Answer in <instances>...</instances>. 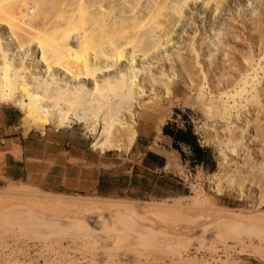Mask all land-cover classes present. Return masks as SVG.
Here are the masks:
<instances>
[{
	"label": "rangeland",
	"instance_id": "1",
	"mask_svg": "<svg viewBox=\"0 0 264 264\" xmlns=\"http://www.w3.org/2000/svg\"><path fill=\"white\" fill-rule=\"evenodd\" d=\"M9 1L12 0H1L0 5L3 3L8 8L12 4ZM36 1L34 0V3H44L46 6L43 5L42 7L41 4V8L38 9V6L36 10L44 14L43 20L32 22L33 27L40 30L45 26L47 27L51 22L50 20L53 22L57 17L60 19L59 17H62V14L63 16L67 14L66 9L70 11V8L77 5L75 4L77 0H56V2L52 0L53 3L50 0ZM88 1L98 3L100 0ZM122 1L110 0L109 6L104 4V8H113L111 15L108 17L110 21L121 19L120 15L122 13L118 12V6L122 5ZM134 1H123V5L126 8L128 7L129 14L126 11V15H130V11L137 8L142 12H138L141 14L139 18H135L136 15L130 17V23L133 21V23L140 24L141 28L143 27L142 29L139 28L141 34L142 31L143 33L147 32L148 36L150 31L149 33L152 32L153 36L156 35L158 39H161L159 41L151 35L149 38L147 37L148 40L144 37L146 36L144 33L143 39H147V42L164 44L153 49L151 45L150 49L148 44V50H150L148 54L151 50L155 51V58L150 59L147 58L148 56L143 57L144 59L140 58L138 65L134 64V70H139L138 74L142 71V77H146L147 74L151 73L156 76L162 74L163 79L165 78L164 81L168 83L169 80L173 81L172 84H175L179 90L174 92L170 98L142 92L140 102L143 110L138 105L134 107V104L130 106L131 108L129 107L132 112L143 111L147 113L148 111L149 114L146 120L137 121L135 124V140L128 149L108 150L103 153H99L91 147L94 137L92 129L94 127L98 129V121L94 119V115H90L93 114L91 111H88L87 114L92 120L87 118V123L71 120L62 126L46 124L43 127L31 129L27 133H22L23 127L20 119L23 116L22 113L14 105L6 104L15 107L18 111L17 126H20L21 129L17 128L18 131L29 137L35 151L42 149L45 156L50 157L51 165L55 164V166L52 167L50 176L45 179L34 174L32 177L28 176L11 183L0 182V264H44V262L45 264H48L47 262L62 264L69 258L68 256L78 255L82 250L85 253L90 251L89 254L93 251L92 254L103 256L104 259L107 258L106 260L109 258L114 260L113 262L109 261L110 263L106 261L107 264H203L204 261L214 262L215 264H264V200L258 208L249 210V204L251 203L249 192L247 191L246 195L241 198L237 195V191L233 189L234 185H238L240 181L237 175L242 166L241 164H243L242 159H232L231 162H234V164L237 161V166H227L231 169L228 168L227 173L228 176H231V179L226 180L228 182L232 180L234 183L230 184L233 185L226 187V190L222 189L219 193L212 190L210 183L212 175L221 171L219 165L222 160L221 153L227 150L225 147L226 136H223V133H220L217 129L213 130L211 128L209 133H205L201 128L204 123H216L217 127L218 125L219 127L228 126L230 125L228 118L236 115L237 109H231L232 112L229 110L230 113L226 109V106L232 104L231 98L228 100L220 99L214 94L215 92L210 91L209 82L205 78V74L208 73L206 65L214 60L209 73L214 76V78H210L213 79L212 84H217L216 75H219L223 68L227 70V67H229L224 65L226 59H228L226 57L228 52V55H234V58L237 57L236 61L239 60L240 62L243 61V58H249V56L251 58L253 54H257L260 50L264 53V41H260L263 43L261 44L247 39L250 34L255 38L258 35H264V0ZM31 2L32 0L29 3L33 4ZM54 2L56 5L59 4L58 8ZM85 2L87 1L85 0ZM64 6L65 8H63ZM133 6H135L134 10ZM46 9L51 11L48 12ZM90 9H94V7ZM133 13L135 12H132V15ZM175 13H179L178 16ZM157 15L161 17L158 18ZM156 17L157 19H155ZM53 18L55 19L53 20ZM145 18L149 21L146 22ZM143 20L144 22H142ZM37 23H39L38 26ZM20 30H17V33L14 29L13 33L18 34L17 36L24 34ZM4 31L6 32L3 27H0V33ZM137 33H139V30ZM261 37L264 40V36ZM126 50L129 51V48ZM7 52L12 53L13 58H15L14 54L17 53L13 49H9ZM26 54L32 64L31 66H35V54L31 53V50H26ZM22 55L25 56L22 52L18 53L16 57ZM254 56L252 58L255 59L256 55ZM180 58L186 59L188 64L191 63L188 71L187 69L181 71L179 63L182 60ZM171 61L174 62V68L169 70ZM227 62L230 63V61ZM244 62L246 61L244 60ZM152 65L154 66L153 69L150 67ZM260 66L264 67V64L261 63ZM128 71L126 60L120 64L118 69L112 71L107 78L114 79L115 76L120 77ZM189 73H192L191 75L196 73V76H193L195 80L192 82L195 87L189 83ZM199 73L203 76H200ZM52 74L54 73L52 72ZM55 74L57 73L55 72ZM46 75L44 79L48 80L51 76L48 78ZM57 75L56 78L58 79L59 73ZM197 76L199 79L195 78ZM64 82L67 81L64 80ZM69 84L72 85L73 83ZM86 84L84 82V85ZM148 103H152L153 107L147 108ZM78 112L83 114L84 111ZM88 115L84 114L85 117H88ZM253 117V115H247L246 120H250L246 123L244 117L241 116V120L234 124L245 129L242 133L245 134L246 142L249 143L250 148H262L264 147L261 140L264 139L263 134L261 135L260 132L262 138L256 134L260 130H258L259 128L256 126ZM116 118H120L121 122L125 121V115ZM168 122L176 123L178 126H183L186 122L191 124L199 144L207 152V158L203 165L190 166L189 153L185 147L182 149L184 152L183 157L172 149L169 138L163 135L161 130L163 125ZM261 122L264 126V120ZM118 123V121H115L114 124L116 125L113 124L110 131H114ZM253 126H256L257 129ZM206 136L210 137L209 141H205ZM215 137H220V139L214 142L212 138ZM147 152L163 156V165L167 164L166 170H159L163 165L154 170L146 169L143 160ZM64 163L72 167L70 168L72 172H69L71 183L67 187L58 183L60 179L58 164ZM239 163L240 167L238 166ZM78 165H82V170H79ZM261 166L258 175L264 177V164ZM235 167L236 172L234 171ZM232 170L234 173H232ZM228 176L226 178H229ZM82 180L83 184L78 183ZM235 182L237 183L235 184ZM254 184H252L251 194H258L259 191L256 188L260 187L262 190L263 183L259 186L258 183ZM239 187H242V185ZM49 193L50 195L81 196L115 203L137 201L161 202L169 205L160 206L157 211L152 209L148 211L150 213L146 212L144 215L143 212L133 215L132 213L114 210H106L104 214H101L98 212L99 208L92 207L87 211H83L84 213L81 211L82 214H80V210L79 212L74 210L70 212L58 207H50L48 210V208H40L37 203L27 202H30V198L33 199L37 195ZM31 194H35V196H31ZM52 208H56L54 212ZM57 208L59 211L56 214ZM151 211L153 212L151 213ZM58 214L62 216L60 217ZM107 224L110 227H118L117 225H119L128 229L126 231L122 230L123 233L118 231L119 233L116 232V234L113 232L114 228L111 229L109 226L111 232L108 229L105 230ZM133 227L139 229L136 230ZM114 230L117 231V229ZM139 230H142V232ZM89 235L90 237H88ZM160 241L165 245L162 251L168 254L173 253L178 259L177 262H146L143 258L142 260L137 258V254L143 252L144 242L152 247L153 244ZM152 251L157 253L155 250ZM152 251L149 254H154ZM51 258H54V261ZM102 258L101 260H104ZM58 260L60 262H57Z\"/></svg>",
	"mask_w": 264,
	"mask_h": 264
},
{
	"label": "bare ground",
	"instance_id": "2",
	"mask_svg": "<svg viewBox=\"0 0 264 264\" xmlns=\"http://www.w3.org/2000/svg\"><path fill=\"white\" fill-rule=\"evenodd\" d=\"M30 1L31 0H12L9 1L12 2V4H10L8 8L3 3V6L0 5V27H3L6 30V32L4 31L3 33H0V103H10L22 113L23 116L20 119L22 122L23 133H27L31 129L43 127V125L46 124H51L53 126H62L64 123L71 120L79 123H84L86 121L88 122L87 118H90L87 112L91 111L93 114L90 115H94V119H97L98 121V129L95 127L92 129L94 137L91 143V147L99 151V153H103L108 150L120 151L122 148L128 149L136 138L135 124L137 123V121H143L149 117L148 111L147 113H144L143 111H138L135 113L129 109V107L134 104V107L138 105L139 108L143 110L141 108L140 102L141 93L149 92V94L153 96L161 95L163 98H170L174 94V92L179 90L177 89L178 87H176L175 84H172L173 81L171 82V80H169V83L164 81L165 78L163 79L162 74L161 76H156L154 73L147 74L146 72L147 76L142 77V71L138 74L139 70H134V64L136 63L138 65V60L140 61L141 59H144L143 57L148 56L147 58L150 59L155 58V51L151 50V52H149L150 54H148V51H150L148 50L149 47L151 49L152 46L153 49L156 46L159 47L160 45L157 40L155 41L158 44H155L153 42H151L153 43L151 44L147 42V39L152 35V32L149 33V31L148 34L150 35L148 36L146 34L147 32H144L146 35L144 36L143 31L142 34L140 33V24L138 25L137 23H133V21L132 23H130V17H134L136 15L135 18H139L141 14H139L138 12L141 11H139V8L137 7L136 8L138 9V11L137 9L134 10L136 6L135 4V6H133L134 11H130L131 16L126 15L125 12H128V7L126 8V6L123 5V0L122 5L118 6V12L122 13L120 15L121 19L117 21L112 19L110 21L108 17L109 15H111L110 13L113 8H104V4H107V6L110 5V0H98V3H90L88 0H86L87 2H85V0H77L76 3L74 2L75 4H77H74V8H70V11L68 9H66L68 11L65 10V12H68L69 15H67V13L65 14L66 16H63L62 14V17H59L60 19H58V17L56 19L53 18V20L55 19V21L52 22V20H50L51 22L48 24V26H45L43 29L40 27L42 29L40 30L38 28H34L32 22H35L36 20H40L41 22L43 20L44 14L36 11L38 6V9L41 8L40 5L42 3L37 4L34 3V0H32L33 4H30ZM50 2H52V0H50ZM55 2L54 4L56 5ZM43 5L44 3L42 4V7ZM58 5L59 4L57 3L56 7ZM44 7L46 6L44 5ZM91 7H94V9H90ZM63 8H65V6ZM47 11L49 12L51 10ZM132 12H135L136 14L133 13L132 15ZM145 14L147 15L148 12ZM178 14L175 13V15L177 16ZM159 16L160 15H157L158 18ZM157 17L155 19H157ZM147 21L149 20L146 19V22ZM142 22H144V20ZM156 24L158 23L156 22ZM38 25L39 23H37V26ZM14 29L16 31L21 29L20 32L23 31L24 34H19V36H17L18 34L15 35L13 33ZM138 30L139 33H137ZM143 36L148 38L145 40L143 39ZM154 36V39H158V36ZM259 36L261 37L264 35H258L255 38L250 34L247 39H249L251 42L253 41L254 43H261L260 41L264 40ZM158 40L160 41L161 39ZM170 40L171 38L169 39V41ZM127 48H129V51L126 50ZM9 49H13L15 50V52H17H14L15 58L12 57V53L7 52V50ZM26 50H31V53L35 54V66H31L32 64L30 63L29 58L26 54ZM22 52L25 54V56L22 55L16 57L18 53ZM228 54L229 52L226 54V57L228 59H226V63L224 61V65H227L229 67H227V70H224L223 68L222 72H220L219 75H216L217 84H212L213 79L210 78H214V76L209 73L210 66H213L214 60L206 65V70L208 71V73L205 74V78H207L209 82L210 91L215 92L214 94H216V96H218L220 99L228 100L231 98L232 104H229V106L225 105L226 109L228 110V113H230L229 110L231 111V109H237V112L234 116L229 115L231 116L228 118L230 121V125L236 123L238 120H241V116H243L246 123H248L250 119L246 120V116L253 115V120L256 126L259 128L258 130H260L258 132L259 134H256L260 135L261 132V135L263 134L262 137L264 138V126L261 122L264 120V67L260 66L261 63L264 64V53H262V51L260 50L257 54H253V56L256 55L255 59L252 58L253 56L251 58L249 56V58H243V61L241 62L239 60L236 61L237 57L234 58V55L232 56L231 53V55ZM126 60L127 66L129 68L128 73L125 72L120 77L115 76L114 79L107 78V76L112 71L118 69V67H120V64L122 62H125ZM181 60L182 62L179 63V65L181 66V71L183 72V70L186 69L188 71V68L190 66L189 64L191 63L188 64V61L183 58ZM244 60L246 62H244ZM227 61H230V63H228ZM170 63L169 65L171 66L169 67V70L170 68H174V62L171 61ZM150 67L152 69L154 68L153 65ZM259 69L260 71H258ZM52 72L54 74H52ZM55 72L57 74L59 73V80L56 78L57 74H55ZM160 73L161 71L159 72V74ZM191 74L192 73H189V77H187L189 78V83H191V86L195 87L192 82H194L193 80H195L193 76H196V73L193 75ZM199 74L197 75L199 76ZM45 75L48 76V78L49 76L51 77L48 80H45ZM201 75L202 74H200V76ZM198 76L195 78H198ZM61 80L63 81L61 82ZM64 80L67 82H64ZM71 82L73 83L72 85L69 84ZM84 82L89 84V86H87V84L84 85ZM197 85L196 87H198ZM241 102L244 103L242 104ZM146 107L151 108L153 107V104L148 103ZM81 110L84 111L83 114L78 112ZM84 114L88 115V117H85ZM122 115H125V121L123 122L120 121V118H116L117 116ZM115 121H118L119 123L117 124V127L114 128V131H110V128ZM230 125H225V127H219L218 125L217 127L216 123H204L201 126L202 130H204L205 133H209L212 128L213 130L217 129L220 133H223V136H226L225 147L227 148V150L221 153L222 160L219 163L221 171L212 175L210 183L212 185V190L216 191L217 193H219L222 189L226 190V187L228 186L231 187L233 184L231 185L230 183L234 182H232V180L230 182L227 181L231 179V176H228L229 174H227L228 168L230 169V167L227 168V166H237V161L234 164V162H231L232 159H242L241 162L243 164H241L242 166L240 165L241 162L238 164V166L240 165L241 168L240 170H238V175L236 174L240 179V183L238 182L237 185V182H235L238 187L240 185H242V187L236 188V185H234L235 187L233 189L237 191V195L241 198L244 197L246 195V192L248 191L251 201V203L249 204V210H254L258 208V206L264 200V177L258 175L259 169L262 167L261 165L264 164V147L250 148L249 143L246 142L247 140L245 139V134L242 133V131H244L245 129L239 127L237 124L231 125L232 128ZM261 135L259 137H261ZM219 139L220 137H215L212 138V141L217 142ZM209 140L210 137L206 136L205 141ZM261 140L264 142V139ZM263 142L262 144L264 145ZM235 169L234 171L236 172L237 169ZM234 171L232 173H234ZM240 172H242L243 174H241ZM226 176H228L229 178H226ZM224 180L226 183L224 182ZM254 183H258V186L259 184L263 183V191L260 187H258L256 189L257 191H259V193L257 192L258 194H251L252 184ZM243 185H245V187H243ZM259 188L260 190H258ZM32 195L35 196V194H31V196ZM30 199V202L27 201L28 203H37V205L42 209L48 208L49 210L50 207H58L59 209H66L70 212L71 210L78 212L80 210V214H82L81 211H87L90 207H92L95 209L99 208L98 212H100L101 214H104V211L106 210H114L129 214L132 213L133 215L143 212L144 215V213L146 212L150 213L148 211L152 209H155L153 211H157V208H159L160 206L169 205L161 202L137 201L115 203L113 201H101L100 199L86 198L81 196L73 197L54 194L50 195V193L40 194L37 195V197L35 196V198ZM173 205L175 206L176 204ZM55 209L56 208L53 209V212ZM59 209L57 210V212L55 211L56 214L58 213ZM153 211H151V213ZM65 214H63V216H65ZM188 221L190 222L189 219ZM106 226L107 227L105 228V230H109L110 228L117 229V231L113 229V232L115 233L118 231L122 232V230L126 231L128 229H126L125 227H120L119 225H117L118 227H110L109 224H107ZM108 226L110 228H108ZM133 228H136V230L139 229L137 227ZM133 231H135V229H133ZM139 231L142 232V230ZM106 235L107 234L105 233V236ZM88 237H90V235ZM98 242L100 241L98 240ZM150 243L152 244V242ZM163 246L165 245L161 243V241L157 242V244H153L152 247H149L147 243L144 242L142 246L143 252L137 254V258L140 260H142L143 258V260H145L146 262H177L178 259L174 256L173 253L168 254L162 251ZM152 250H155L157 253H154ZM151 251L154 254H149V252ZM89 252L90 251H88V253H85L82 250L78 255H72L73 257L68 256L69 258L65 257L67 259L62 264H107L106 261L108 263L114 261L110 258V260H106V256V259H104L103 256L94 255L92 254L94 253L93 251L91 252V254H89ZM101 258L104 260H101ZM51 259H53L54 261V258ZM57 262L60 261L58 260ZM47 263L52 264L51 262ZM203 264L215 263L204 261Z\"/></svg>",
	"mask_w": 264,
	"mask_h": 264
},
{
	"label": "crops",
	"instance_id": "3",
	"mask_svg": "<svg viewBox=\"0 0 264 264\" xmlns=\"http://www.w3.org/2000/svg\"><path fill=\"white\" fill-rule=\"evenodd\" d=\"M6 104H0V182L11 183L28 176L32 177L34 174L42 179L49 177L55 164L51 165L50 157L45 156L42 149L35 151L29 137L18 131L17 128L20 129V126H17L18 111ZM58 166L60 167L58 183L67 187L71 183L69 172H72L70 169L72 167L65 163ZM78 167L82 170V165ZM78 183L83 184V180Z\"/></svg>",
	"mask_w": 264,
	"mask_h": 264
},
{
	"label": "trees",
	"instance_id": "4",
	"mask_svg": "<svg viewBox=\"0 0 264 264\" xmlns=\"http://www.w3.org/2000/svg\"><path fill=\"white\" fill-rule=\"evenodd\" d=\"M162 134L170 140L172 149H174L181 157L184 156L182 149L185 147L189 153L190 166L203 165L207 158L206 149L198 142V138L193 132L190 123H184L178 126L176 123H166L162 127ZM150 161V162H149ZM164 157L153 152H147L143 160L146 169L159 168L163 165Z\"/></svg>",
	"mask_w": 264,
	"mask_h": 264
},
{
	"label": "built area",
	"instance_id": "5",
	"mask_svg": "<svg viewBox=\"0 0 264 264\" xmlns=\"http://www.w3.org/2000/svg\"><path fill=\"white\" fill-rule=\"evenodd\" d=\"M167 168V164L163 165L161 168H159V170H166Z\"/></svg>",
	"mask_w": 264,
	"mask_h": 264
}]
</instances>
